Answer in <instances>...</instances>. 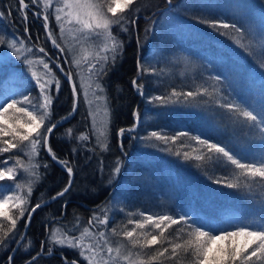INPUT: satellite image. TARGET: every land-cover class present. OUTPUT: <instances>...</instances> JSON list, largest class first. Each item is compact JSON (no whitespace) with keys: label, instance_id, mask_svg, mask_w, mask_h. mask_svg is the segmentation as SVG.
Returning a JSON list of instances; mask_svg holds the SVG:
<instances>
[{"label":"trees","instance_id":"16d2710c","mask_svg":"<svg viewBox=\"0 0 264 264\" xmlns=\"http://www.w3.org/2000/svg\"><path fill=\"white\" fill-rule=\"evenodd\" d=\"M25 1L27 8L21 7L19 0H0V13L4 14L0 16V38L5 41L0 45V54L11 50L6 44L16 39L17 47H20L19 41L24 42L22 54L32 56V60L44 59L42 63L49 65L51 75H55L59 84L52 91L51 123L67 117L73 109L74 95L65 76L68 70L72 74L78 91L77 107L67 122L56 126L49 134V145L60 161H67L72 167L73 180L63 196L35 209L10 262V254L24 231L31 207L62 190L70 178L48 155L45 146H38L34 154L39 165L35 169L38 179L32 176V192L21 205L26 209L24 215L20 216L21 208L12 204L6 208L10 209L9 215L18 219L6 243L0 246V264H65V259L69 264L72 261L88 264L78 248L51 243L50 233L56 226L71 236L81 233L84 227L93 229L92 218L97 213L102 219L108 216L106 208L111 201L115 203L116 198L122 201L115 206L114 219H109L107 225L96 223L110 230L109 235L113 228L118 233L126 231L133 226L129 220H140L139 214L154 213L156 208L178 219L188 214L219 227L261 220L264 189L258 184L251 189L227 187L223 181L234 182L233 175L239 170L221 154L209 152L194 139L199 137L218 143L242 162H252L264 155V136L260 130L226 107L239 104L250 105L257 111L264 108V43L255 42L252 48L244 44L253 37L246 31L245 20L211 6L216 0H138L130 6L123 13L127 21H122L127 31L120 25L111 28L122 45L117 58L114 63L109 60L99 73L109 112L107 148H103V141L98 142L96 138L97 128L92 125V115L72 67L69 50L56 35L50 18V31L64 49L67 70L59 49L52 46L46 35L44 18L32 11L39 8L38 3ZM232 1L264 20V0ZM158 3L162 7L160 12L154 11V4ZM145 4L151 5L148 11H154L152 16L134 20ZM213 20L235 23L243 37L232 29L214 28L204 22ZM260 38L264 41V33ZM41 48L44 52L39 51ZM4 63H0V94L12 91L16 80L13 74L4 75L7 64ZM19 64L25 68L24 62ZM38 64L40 66V62ZM140 70L142 75L137 77ZM26 72L28 74L30 68L16 76H24ZM137 85L143 86L141 93ZM22 91L37 93L32 83ZM188 92L197 95L188 97ZM69 129L71 136L66 135ZM120 129L126 130L123 135ZM152 132L169 139L164 142L149 138ZM180 133L187 135H178ZM173 136L177 137L175 141L171 139ZM15 142L21 145L18 139ZM18 148L0 152V166L10 167L13 163L15 167L14 179L0 181V185L11 189L9 192L14 191L16 183L27 187L30 180L24 167L16 163L20 160L27 166V152ZM185 153L189 159H185ZM197 155L212 158L198 161ZM118 159L120 172L114 174ZM217 180L222 183H216ZM176 191L185 196L186 201L178 200ZM172 227L177 231L182 224L172 225L168 230ZM0 228L8 231L11 224L0 217ZM165 264L172 263L168 260ZM173 264L177 261L173 260Z\"/></svg>","mask_w":264,"mask_h":264},{"label":"snow or ice","instance_id":"6c2138e0","mask_svg":"<svg viewBox=\"0 0 264 264\" xmlns=\"http://www.w3.org/2000/svg\"><path fill=\"white\" fill-rule=\"evenodd\" d=\"M32 3H39L40 0H31ZM21 7L27 8L24 0H19ZM138 3V0H63V6L57 7L56 20L61 21L62 16L60 13H64L68 17V22L72 23L73 20L77 25H80L82 33L87 36L88 34L95 33L97 36L100 35L101 31L106 35L107 40L111 41V44H105L100 49L101 52L111 53V60L114 63L117 58V53L120 51L122 45L116 40L111 32L113 25H120L123 31H127L122 21H127V17L123 15L130 6ZM43 5L48 8L52 5V0H43ZM67 10V11H65ZM111 13V16L108 14ZM118 13L120 15H118ZM0 13V16H3ZM25 19L27 17L25 16ZM47 21L48 17H44ZM211 27L232 29L236 33H239L241 38L243 33L241 29L236 26L235 23H225L223 21L213 20L204 21ZM45 23V28H47ZM63 32V28H61ZM51 35V33L49 34ZM240 43V40H237ZM5 41L0 38V45L4 44ZM20 47H17V40L13 39L7 42L6 47L12 50V55L17 60L22 58L21 50L23 48V41H19ZM53 44L59 47L56 40L53 39ZM244 46V45H241ZM64 49H61L63 51ZM28 51H31L28 49ZM40 52H44V49H39ZM25 63L31 66L34 62L28 60L27 57H23ZM97 63L101 66L99 69L96 68V64L88 65V72L95 74V71H104V63L109 60L108 55L101 56L99 53L96 55ZM78 64V61H74ZM44 68L48 69V64L44 63ZM264 66V64H262ZM68 79H72L71 73L66 74ZM32 76L36 77V83L41 91L42 102L32 103V100L28 96H24L22 100H17L14 97H2L0 98V137L11 135L13 139L19 138L20 141H28L30 147V153L28 155L29 163L25 167L20 160L16 163L21 167H24V171L28 172L30 176H34L38 179V174L35 171L39 165L32 163L33 155L37 153L38 146H47L49 140V134L53 132L56 124L51 123V105L52 96L48 93V85L51 81L41 82L40 78L36 76L35 72H32ZM218 79V78H217ZM133 84L136 81L133 80ZM59 86L57 82V87ZM142 85H137V90L140 91ZM103 89H101L102 91ZM206 91V90H205ZM73 92H76V87L73 86ZM173 95L177 93L173 92ZM188 97H193L197 93L188 92ZM154 99H161L155 97ZM230 110L237 112L244 118L246 122H249L252 127L258 128L261 135L264 136V108L257 111L252 106H242L239 104H228L226 105ZM31 108V111H29ZM75 110V107L73 108ZM19 114V115H17ZM24 119V124L28 125V131L22 132L19 129L24 125L20 124L21 118ZM64 117L62 119H66ZM12 119V124L8 125V121ZM48 121L49 123H45ZM3 125H8L7 127ZM43 127V131H39ZM125 129H120V134L123 135ZM127 131H132L128 129ZM35 133V136H33ZM72 130L69 129L66 135L71 136ZM178 135H187V133H180ZM100 137H105V140L101 143V147L107 148L106 133L101 131ZM155 138L167 142L169 137L161 135L157 132H152L149 138ZM80 139H87V137H79ZM176 136L171 137L173 141L176 140ZM195 140L201 145H205L209 152L221 154L227 161L238 169L235 172L232 180L234 182L223 181L229 188H240L241 186L251 189L254 185H259L264 189V155H261L259 159L253 160L252 162H242L241 158L233 154L230 150H226L221 147L218 143H209L208 140H201L199 137H194ZM99 142V140H98ZM4 144L7 147L0 148V152H8L11 149L17 148L16 143H12L10 140H4ZM48 152L52 155V158L57 159L52 149L49 147ZM185 159H189L188 153H185ZM211 156L197 155L196 160L201 161L205 159H211ZM66 167L69 174L68 185L56 196H63L69 191L73 174L72 167L68 166L67 161H60ZM46 167V166H45ZM114 174L120 172V161L117 160L116 166L113 169ZM5 178L12 180L14 179L13 169L8 168L7 171L4 167L0 166V181ZM32 183L29 181L27 186L28 194L32 192ZM216 183H222L221 180H217ZM16 189H21V185L17 183ZM11 189H6L4 185H0V206L12 203V207H19L20 216L24 215L26 209L22 208L21 205L26 203L25 199H22L19 195L7 194ZM56 197H53L55 199ZM41 205L37 204L31 211H35ZM10 209L0 208V217L8 220L11 224V228L8 231H2L0 228V246L6 243L8 233L16 227L17 218L9 215ZM261 220L254 221L252 223L240 222L229 227H219L202 221L197 217H189L188 214L181 215L179 219L173 218L172 216L160 215L153 216L147 215L143 220H129V224H135V227L128 231L118 233L116 228L111 229V235H123L127 238V244L116 241L115 246L110 237L103 231L93 232L90 227H84L80 236L65 235L63 238L57 235L56 231L50 233V242L61 246L67 245L72 248H78L79 254L82 256L88 264H165V261L176 260L177 262L183 257L188 259L190 264H264V202L261 206ZM31 212H29V216ZM141 216L144 214L141 213ZM96 222L100 225H107L108 219L96 218ZM89 225L92 221L88 222ZM182 224V227L177 230L176 235L171 239L165 237V232L172 225ZM146 225H151L154 230H158L155 234L152 231L137 233V229L144 230ZM75 227V226H74ZM141 237H143L141 239ZM150 237V238H149ZM88 242H85V241ZM227 242V243H225ZM160 245L159 248L153 246ZM167 245V246H165ZM150 249V251H146ZM51 252V249H49ZM9 257V261H11ZM35 258H33L34 260ZM31 264V262H29ZM65 264L69 262L65 259ZM71 264H76L72 261Z\"/></svg>","mask_w":264,"mask_h":264},{"label":"rangeland","instance_id":"374dc122","mask_svg":"<svg viewBox=\"0 0 264 264\" xmlns=\"http://www.w3.org/2000/svg\"><path fill=\"white\" fill-rule=\"evenodd\" d=\"M38 6H39V8H35V10L37 12L45 14V16L48 17L47 21H48L49 33H51V31H50V18H51V20H53V23H52L53 26L55 25V27H56V30H55L56 35L61 40V42H63L64 46H66V48L69 50V52L71 54L70 57L72 60V67L74 68V70L76 72L78 83L81 86V90L84 91V93H85V99H86L85 102L88 106L90 114L92 115V125L94 128H97L96 138L98 140L104 141L105 137L99 136V133L101 131H104L105 133L107 132L106 126L108 125V118H109V112L107 110L108 107H107L106 97H105L103 90L101 91V89L104 88V84H102L100 82V79H99V73H101V72L95 71L94 75L90 74L88 72V65L90 63L96 64V68L97 69L100 68L101 64L97 63V60H96L97 53H99L101 56L108 55L109 60H111V58H110L111 53L110 52L104 53V52L100 51V49L103 48L106 43L109 44V46H110L111 41L107 40L106 35L102 31H101L99 36H97L95 33H91V34H88L87 36H85L84 33H82L81 31H78V29H80L81 26L77 25L74 20L72 23H69L68 17H66L64 15V13H60V15L62 16V19H61V21H57L55 18L56 15L58 14L56 12V8L63 6V0H52V5L48 8H45L43 5V0H40V2L38 3ZM211 6L221 8L226 13H230L232 15H234V13H235V16L238 19L245 20L244 22L246 23V31L247 32L249 31L253 35V37L250 36V39H246L244 41V44L246 46L252 48L253 47L252 45H254L255 42H257L258 45H259V43H261V44L264 43V41L260 38V35L264 33V22H263L264 20L263 21L259 20L257 17L254 16V14L251 11L246 10L244 7L240 6L236 2H233L232 0H216V1H213L211 3ZM65 11H67V10H65ZM108 15L111 16V13H109ZM118 15H120V14L118 13ZM38 16L44 18L42 15L38 14ZM226 22H229V20H226ZM45 23H46V21H45ZM61 28H63V32L61 31ZM45 31H46V28H45ZM46 35H47V33H46ZM50 36H51V38L55 39L52 36V34ZM116 40L119 41L117 39V37H116ZM56 42H58V41H56ZM21 56H22V58L27 57L28 60H32L31 59L32 56H30V57L25 56L24 54H22V52H21ZM41 60L44 62V59H41V58L36 59V57L33 58V60H32L34 62L33 66L28 67L27 64L25 63L24 59L17 60L16 57L12 55V50H9L8 52H5V53H1L0 54V63H4V62L7 63V64L4 63V64H6L4 75L13 74V77H15L16 80H15V84H14V89H12V91H5V93L0 94V98L11 96V97L16 98L17 100H22L24 96H28L32 100L33 104H36L37 102H42L41 91H40L39 86L36 83V77L32 76V72L36 73V76L40 78L41 82L51 81V83L48 85V93L52 96V91L57 89V81L55 79V75H51V73H50L51 68L48 67V69H45L43 66L44 63H42ZM109 60L107 62H101V63H104V68L107 65V63L109 62ZM74 61H78L79 66ZM20 62H24L25 71H26V68H30V72H28V74H27V72H26V74L24 73V76H18L17 77L16 74L20 75L24 71V69L22 67L18 66V65L21 66V64H19ZM38 62H40V66H39ZM176 77L178 79V76H176ZM30 83L35 85L37 93L27 92V91L21 92V89L23 87H26ZM29 111H31V108H29ZM17 115H19V114H17ZM24 119H26V118L22 117L20 120V124L24 125L22 128L19 129L22 132L28 131V125L24 124ZM11 124H12V119H10L8 121V125H11ZM8 125H3V126L7 127ZM39 131H43V129L42 130L40 129ZM157 133H159V132H157ZM8 136H9V139H7V136L0 137V141L10 140L12 143H16L15 141H17V139L19 140L18 137L16 139H13L11 135H8ZM33 136H35V133H33ZM20 144L21 145L18 146L19 150L24 149L27 153L31 154L30 153V147L28 146V141H21ZM0 145L7 147V145L4 143H1ZM20 147H23V148H20ZM9 151H12V149ZM26 162L28 165V163H29L28 157L26 158ZM32 163L36 164L35 155H33ZM2 167H4L5 171H7L8 168L13 169V172L15 174V167H14L13 163L11 164L10 167L9 166H2ZM20 168H22V167L20 166ZM27 175L30 176L28 172H27ZM29 181H32V176H30ZM145 181L148 183L147 177L145 178ZM15 185H14V191H12V192L8 191L7 194L19 195L22 199L26 200L27 194H28L27 187L21 186V189H16ZM175 197L180 201H183V202L186 201L185 196H183L181 193H179L177 191H176ZM120 201H122L121 198H116L115 203L111 202V205L107 206L106 212L108 213V216L106 215L104 218H107L108 220L114 219L115 214L113 212L116 211L115 206ZM12 203H15V201H13ZM12 203H9L7 205H10ZM7 205L0 206V208H7L8 207ZM159 211L160 210H158L156 208L154 213H151V214L145 213L143 216H141L139 214L140 220H143L147 215L171 216L169 213H164V212L160 213ZM172 217L178 219L177 217H174V216H172ZM96 218L102 219V215L97 213L92 218V221L94 222V224H93L94 227L92 229L93 232H98V231L105 232L106 235H108L110 237L111 241L113 242V246H115L116 241H121V242L127 244V238L123 237V235H116V236L111 237V235H109L110 230L107 231L105 228H102V226H99V227L96 226V223H97ZM131 225H133V226L129 227L126 231L131 230L135 227L134 223ZM90 228H92V227H90ZM53 231H56L57 235L60 236L61 238H63L65 235H71L69 232H66L63 229H60L58 226H56L53 229ZM124 231H125V229H124ZM142 231L143 232L152 231L153 234H155L158 230H154L151 225H146L144 230L137 229V233H140ZM174 231L177 232L174 227H172V229L170 231L167 229L165 232V235H166L165 237L171 239L173 236L176 235V233ZM73 236L78 237V236H80V233H74ZM142 238L143 237H141V239ZM85 242H88V241L86 240ZM225 243H227V242H225ZM165 246H167V245H165ZM153 247L159 248L160 245H156ZM146 251H150V249H148ZM170 261L173 264V260H170ZM177 264H190V262L188 259H184L182 257L180 259V261L177 262Z\"/></svg>","mask_w":264,"mask_h":264},{"label":"water","instance_id":"95a60500","mask_svg":"<svg viewBox=\"0 0 264 264\" xmlns=\"http://www.w3.org/2000/svg\"><path fill=\"white\" fill-rule=\"evenodd\" d=\"M24 2H25V4L27 5V2H26L25 0H24ZM33 11H34L35 14H37V15L39 14V15H42L43 17H45V14H43V13L37 12L36 10H33ZM46 23H47V25H48V21H46ZM46 33H47L48 38L50 39V42H51L52 46L55 47V48H57V49H59V51H60V53H61V55H62V58H63L64 61H65L66 69L68 70V68H69V66H68V61H67V58H66V56H65V54H64V50L61 51L62 47L60 46V44H59L58 42H56V43L59 45V47H57L56 45L53 44V38H51V36L49 35L50 33H49V28H48V26H47V28H46ZM58 67H59V69L64 73V70H63V68L60 66V64H58ZM68 73H70L69 70H68ZM71 75H72V74H71ZM65 76H66V79L68 80V82H69V84H70V87H71V89H72V92H73V86L76 87L75 82H74V79H73V76H72V79H71V80L68 79V76H67V75H65ZM73 95H74V105H73V108L75 107V110H76V107H77V100H78V91H77V88H76V92H75V93L73 92ZM75 110L72 109L71 113L67 116L66 119H60V120H58V121H55L54 124H56V126H58V125H60V124H62V123H64V122H67V121L72 117V115L74 114ZM49 147H50V145H49V140H48V145L45 146V150H46V152L48 153V155L52 158V155L48 152V148H49ZM52 159H53V158H52ZM53 160H54V159H53ZM54 161H55L59 166H61L64 170L67 171L66 167H64V165H63L62 163H60V160H59L58 158L55 159ZM69 179H70V178H69ZM72 179H73V174H72V176H71V180H72ZM68 182H69V181H68ZM67 185H68V183H67ZM67 185H66V186H67ZM66 186H65V187H66ZM65 187H64V188H65ZM64 188H63V189H64ZM63 189H62V190H63ZM62 190H60V191H62ZM60 191H58V192H60ZM58 192H56V193L50 195L49 197H47V198H45V199H43V200H41V201L35 203V204L31 207V209L29 210V212H31V215L29 216V212H28V215H27V218H26V224H25V227L28 226L29 220H30V218H31V216H32V214H33V212H34V211H31L32 208H34L35 205H37V204L44 205V204H47V203L51 202L52 200H54L53 197H56V198L60 197V196H56V194H57ZM56 198H55V199H56ZM25 231H26V228H25ZM25 231H24V233H25ZM21 239H22V238H21ZM21 239H19V240L16 242V244L14 245V248H13L11 254H10V257H11V258L13 257L15 251L17 250V247H18V245L20 244ZM11 260H12V259H11ZM10 262H11V261H10ZM10 262H9V263H10Z\"/></svg>","mask_w":264,"mask_h":264},{"label":"bare ground","instance_id":"6f19581e","mask_svg":"<svg viewBox=\"0 0 264 264\" xmlns=\"http://www.w3.org/2000/svg\"><path fill=\"white\" fill-rule=\"evenodd\" d=\"M27 5H28V3H27ZM149 6H151L150 4H145V6L142 8V10L140 11V12H138L137 14H136V17L134 18V20H138L137 19V17H141L142 19L143 18H145V19H147L148 17H150V16H152V14L154 13V11H159L160 12V10H161V8L162 7H159V3L158 4H154V11H148V10H150V8H149ZM28 7H29V5H28ZM32 9V8H31ZM34 9H32V11H33ZM148 12H150V13H148ZM113 27V26H112ZM111 27V28H112ZM112 32V31H111ZM114 36V35H113ZM117 39L119 40L120 38H118L117 37ZM138 75H137V77L140 75H142V72H141V70L140 71H138V73H137ZM139 93H141V91H138ZM73 180V179H72ZM112 202V201H111ZM108 205H111V203H109ZM26 228V231H27V227H25ZM25 228H24V231H25ZM24 231H23V233H22V235L18 238V240L19 239H21V241H20V243L22 242V240H23V238H24V236H25V234H26V231H25V233H24Z\"/></svg>","mask_w":264,"mask_h":264}]
</instances>
